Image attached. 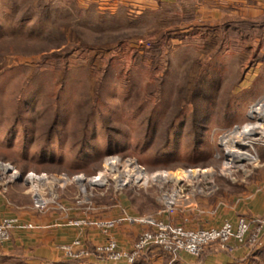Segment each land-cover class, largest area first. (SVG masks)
<instances>
[{
    "label": "rangeland",
    "instance_id": "374dc122",
    "mask_svg": "<svg viewBox=\"0 0 264 264\" xmlns=\"http://www.w3.org/2000/svg\"><path fill=\"white\" fill-rule=\"evenodd\" d=\"M193 1L0 0V160L22 172L30 165L62 167L86 177L111 153L134 156L149 171L221 165L206 155V146L220 132L212 133L214 127L241 116L246 90L239 91V79L264 54V31L249 36L248 27L225 29L224 23L240 18L209 20L204 1ZM258 20L263 30L264 18ZM262 170L264 145L255 165L225 176L262 187L254 180ZM115 183L111 179L108 195L97 200L118 193ZM159 184L151 178L145 186H129L145 213L159 210ZM27 186L14 182L9 197L14 200L11 189ZM80 190L75 182L67 191ZM203 195L196 193L193 212L211 209L200 204ZM65 259L71 264L76 258ZM0 264L34 263L19 258Z\"/></svg>",
    "mask_w": 264,
    "mask_h": 264
},
{
    "label": "built area",
    "instance_id": "2783aa9c",
    "mask_svg": "<svg viewBox=\"0 0 264 264\" xmlns=\"http://www.w3.org/2000/svg\"><path fill=\"white\" fill-rule=\"evenodd\" d=\"M259 102L264 103V94L256 100L248 102L244 106L241 116L232 120L230 124L214 127L212 133H215L216 130L220 132L211 135L206 146V155L211 152V157L220 158L223 162L221 166H223L226 159L230 160V158H226L227 151L233 152L236 147L245 148L243 150H247L248 154L239 160V163L244 164V166L255 165L260 159L258 146L264 145V134L261 133V129H264V118H262L264 107L262 111H256L253 116H250V109ZM219 140L224 141V147L216 145ZM2 161H5L4 164H11L12 168H6L4 164L0 163V215L5 206L23 207L22 204L15 202L8 195V187L14 182L20 181L19 176L21 174H23V181L27 183L28 191L32 196V202L29 206L39 213H47L52 210L67 214L78 211L97 212L112 207V203L101 204L97 200L99 194L104 193L111 185V179L112 183L116 181L117 184L115 183V185L123 187L122 189H127L133 183L147 185L151 180L150 177H139L142 172H150L145 164L134 156H123L120 153H111L105 156L103 168L96 174L89 175L85 180L81 179L85 173L71 174L62 167L38 169L34 165H30L25 172H22L16 164L8 160H0V162ZM207 166L218 167L220 164L205 165L203 168ZM244 166H236L233 170L241 169ZM182 169L191 170L190 167ZM101 173L102 177L100 176ZM223 175H226L225 171L214 173V175L185 176L181 174L180 177L152 179L153 182L160 183L159 185L162 187L159 210L149 213L133 212L127 207L133 201L132 195L129 194V199L120 198L113 204L120 207L122 217L70 216L68 218L71 225L99 226L106 235V240L99 242L92 252L87 248L86 241L82 236L76 237L67 244H57V248L66 257L93 256L101 261L132 264L136 263L142 251L156 244L162 245L169 254L177 258L180 257L187 262L184 255L199 256L206 247L213 243L226 245L232 239L245 242L248 237L252 238V241H257L260 237V230L252 231L253 221L247 216H239L237 220L227 219L219 226L200 227H188L167 217L168 214L175 215L193 211L195 209L193 204L196 203L195 195L202 191V184L220 179ZM75 182L81 185V190L73 202H68L64 199L61 190ZM217 210L218 208H214L206 211L213 214ZM120 219H128L133 224L144 226L132 247H123L113 235ZM260 222L264 224V217L260 218ZM17 226L36 227V223L33 221L20 223L17 215H3L0 220L1 249L8 247L12 231Z\"/></svg>",
    "mask_w": 264,
    "mask_h": 264
},
{
    "label": "crops",
    "instance_id": "0c3cea01",
    "mask_svg": "<svg viewBox=\"0 0 264 264\" xmlns=\"http://www.w3.org/2000/svg\"><path fill=\"white\" fill-rule=\"evenodd\" d=\"M143 1V0H135ZM153 1V0H146ZM189 1L190 0H175ZM194 0L193 2H195ZM204 1L202 10L209 20L216 21L220 17L227 14L226 17L237 16L240 19L231 20L224 23L227 26L242 31L246 27L250 32L249 36L253 35L255 31H264V21L262 22L263 30H260L259 18H264V0H201ZM197 5L196 7H198ZM217 15H219L217 17ZM258 18V19H256ZM248 22V25L243 23ZM236 23V24H235ZM253 32V34H252ZM254 41V40H253ZM263 48L264 45L260 44ZM257 56V54H256ZM260 56V55H259ZM246 73L239 79V88L242 91L240 105L238 111L241 113L243 107L250 101L256 100L259 96L264 94V54L256 57L249 63ZM237 111V112H238ZM260 144L258 149L260 151ZM254 169V168H253ZM260 180L264 183V170L260 171ZM248 173V172H247ZM242 173L244 175H249ZM233 174V173H232ZM252 177V176H251ZM251 177H249L251 179ZM242 180V181H241ZM253 181V179H251ZM243 179H239L236 175H223L220 179L204 182L207 190L202 196L204 200H200V204L211 209L218 208L216 213H209L206 209H199V212H184L175 215H167L172 217V221L183 220L187 221L192 227L221 225L225 220H237L239 216H247L253 221L252 231L260 230V237L257 241H252L248 237L245 242H240L237 239H232L226 245L221 243H213L207 247V251L203 254L201 259L197 256L189 255V262L196 264H264V224L260 222V218L264 217V184L262 187H254L255 183ZM133 185V184H131ZM129 185V186H131ZM13 186V185H12ZM72 186V185H71ZM116 186V185H115ZM117 189L118 193L110 196L108 201H98L101 204H110L112 207L104 208L100 211H78L67 214L58 210H52L47 213H39L32 209L29 204L32 202V196L29 191L23 190L22 187L11 189L14 200L22 204L23 207L9 206L2 210L0 220L3 215H17L19 216L20 223L33 221L36 227H21L17 226L12 231L11 240L8 247L0 248V261L4 263L8 260H16L22 258L34 264H48L54 262H62L66 258L64 254L57 248V244H67L72 242L76 237L82 236L86 241L87 248L92 252L95 246L102 241L106 240V235L101 231L99 226L93 225H71L68 222L70 216H87V217H122L120 207L113 205L120 198L129 199V194L132 195L131 204L127 205L128 209L133 212H146V209L137 205L138 196L132 188ZM142 186V185H140ZM145 186V185H144ZM246 186L245 189L238 193L235 187ZM11 187V186H9ZM8 187V191H9ZM61 190L64 199L68 202H73L77 194H69L68 188ZM118 187V186H116ZM224 190V191H223ZM256 190V192H254ZM107 191V190H106ZM104 192L101 197L107 196L109 191ZM113 191V190H112ZM245 191V192H244ZM19 194H18V193ZM78 193V192H77ZM141 197V196H140ZM161 207V196L159 199V206ZM214 207V208H213ZM207 212V214H204ZM144 226L133 224L128 219H120L117 227L113 231V235L118 239L123 247L134 246L136 240L139 238L140 233ZM136 264H154V262L164 264H178L175 256L165 253L160 248H150L140 254ZM84 258V257H81ZM95 264H127L126 262L115 261H101L96 257H85ZM188 263V262H187ZM129 264V263H128ZM135 264V263H132Z\"/></svg>",
    "mask_w": 264,
    "mask_h": 264
},
{
    "label": "bare ground",
    "instance_id": "6f19581e",
    "mask_svg": "<svg viewBox=\"0 0 264 264\" xmlns=\"http://www.w3.org/2000/svg\"><path fill=\"white\" fill-rule=\"evenodd\" d=\"M264 107V103H256L251 109H250V116H253L255 114L256 111H262ZM262 118H264V116L262 115ZM261 118V119H262ZM259 122V121H258ZM260 123V122H259ZM261 126V125H260ZM261 133L264 134V129H261ZM216 145H221L224 147V141L223 140H219L217 141ZM245 148H235V151H227L226 152V158H230V160L226 159L225 163L223 166H207V167H194L191 168V170H183L181 168H177V169H173V168H169V169H161V168H155L150 172H142L141 175L139 177H144V178H152L153 180H157V179H161V178H174V177H180L181 174L185 175V176H198L200 174L203 175H214V173H219V172H230L233 171V169L238 166V167H242L244 166V164L242 165L241 163H239V160H242L246 154H248L247 150H243ZM203 157V155H202ZM238 161V162H237ZM1 164H4L5 161L0 162ZM4 166L6 168H12L11 164L6 163L4 164ZM100 176L102 177V173L100 174ZM82 178L86 179V176H82Z\"/></svg>",
    "mask_w": 264,
    "mask_h": 264
},
{
    "label": "trees",
    "instance_id": "16d2710c",
    "mask_svg": "<svg viewBox=\"0 0 264 264\" xmlns=\"http://www.w3.org/2000/svg\"><path fill=\"white\" fill-rule=\"evenodd\" d=\"M208 26V25H207ZM210 26H208V28H209ZM203 28H204V26H203ZM210 30H212V31H217V27L216 26H212V27H210ZM174 121H176V119L174 120ZM175 123V122H174ZM160 248L161 250H163L165 253L167 252L164 248H163V246L162 245H160V244H156V245H153V247L152 248ZM150 249V248H149ZM148 250V249H147ZM144 251H146V250H144ZM144 251H142L141 253H143ZM207 250H205L202 254H200L199 256H197V258L199 257V259H201V257L203 256V254L206 252ZM168 253V252H167ZM140 256V255H139ZM138 256V258H137V261H138V259L140 258ZM177 260H179V261H176L178 264H187V262H185L182 258H180V257H178V258H176ZM80 258H76L75 260H72V261H70L71 262V264H79L80 263ZM63 261V263L62 264H67V261H68V259H64V260H62ZM137 261H136V263H137Z\"/></svg>",
    "mask_w": 264,
    "mask_h": 264
},
{
    "label": "water",
    "instance_id": "95a60500",
    "mask_svg": "<svg viewBox=\"0 0 264 264\" xmlns=\"http://www.w3.org/2000/svg\"><path fill=\"white\" fill-rule=\"evenodd\" d=\"M19 180H20V181H23V174H21V175L19 176Z\"/></svg>",
    "mask_w": 264,
    "mask_h": 264
}]
</instances>
